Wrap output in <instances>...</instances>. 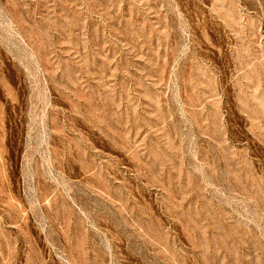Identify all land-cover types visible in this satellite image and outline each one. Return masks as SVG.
I'll return each instance as SVG.
<instances>
[{"label": "rangeland", "instance_id": "obj_1", "mask_svg": "<svg viewBox=\"0 0 264 264\" xmlns=\"http://www.w3.org/2000/svg\"><path fill=\"white\" fill-rule=\"evenodd\" d=\"M0 264H264V0H0Z\"/></svg>", "mask_w": 264, "mask_h": 264}]
</instances>
